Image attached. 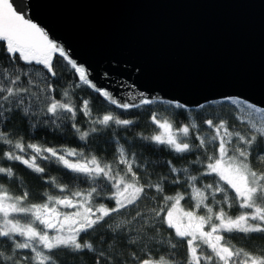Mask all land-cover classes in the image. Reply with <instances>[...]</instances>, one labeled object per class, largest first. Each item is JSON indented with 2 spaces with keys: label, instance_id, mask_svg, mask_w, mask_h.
<instances>
[{
  "label": "snow or ice",
  "instance_id": "snow-or-ice-1",
  "mask_svg": "<svg viewBox=\"0 0 264 264\" xmlns=\"http://www.w3.org/2000/svg\"><path fill=\"white\" fill-rule=\"evenodd\" d=\"M69 67L73 88L86 86L122 113L148 109L153 134L128 139L121 133L136 120L114 111L93 115L92 100L77 104L67 88L56 98L50 78ZM217 104L227 106L223 115L209 111ZM17 115L30 131L63 134L70 125L81 144L25 143L7 129ZM99 140L113 148L112 160L94 154ZM137 147L172 156L156 165L167 174L153 182V162L141 163ZM0 150V264H59L60 251L90 253L94 264H264V247L232 242L264 239V106L231 95L195 103L143 93L119 100L10 0H0ZM188 157L183 168L174 163ZM39 162L63 168L69 183L46 177L47 164ZM17 163L59 194L45 191L41 203H29L27 189L14 194ZM166 185L184 191L168 195ZM186 198L191 210L181 206Z\"/></svg>",
  "mask_w": 264,
  "mask_h": 264
},
{
  "label": "water",
  "instance_id": "water-1",
  "mask_svg": "<svg viewBox=\"0 0 264 264\" xmlns=\"http://www.w3.org/2000/svg\"><path fill=\"white\" fill-rule=\"evenodd\" d=\"M117 99L264 106V0H10Z\"/></svg>",
  "mask_w": 264,
  "mask_h": 264
},
{
  "label": "trees",
  "instance_id": "trees-1",
  "mask_svg": "<svg viewBox=\"0 0 264 264\" xmlns=\"http://www.w3.org/2000/svg\"><path fill=\"white\" fill-rule=\"evenodd\" d=\"M60 71V75L54 80L50 78V82L54 83L56 91L54 96L56 98H61L63 91L67 88L72 93L73 102L79 104V101L82 99L92 100L93 106V115L102 114L105 111H114L118 114H121L122 118L125 119H134L137 121L136 125L132 127L129 133H121L122 136H127L128 139H132L136 133H143L146 136L152 135L156 130L155 126L152 125L149 121V110L148 109H132L129 112L122 113L120 109H115L114 106L108 105L98 93L93 92L91 89H88L86 86L81 88H73L72 85L77 82L76 74L70 67L67 70ZM43 87V84L40 85ZM227 110V106L214 105L209 111L213 113H221V108ZM150 109L158 112L162 117H168L169 112L164 111L163 106L152 105ZM223 115V113H221ZM78 121H83L82 114H78ZM183 118H180L182 122ZM87 122H82V127H86ZM7 129L14 134H22L24 136L25 143H40L49 147H60L61 145H66L68 147H79L81 142L76 139L69 128L65 130V133H59L55 130H50L48 128H39L34 130H29L27 124L21 120L17 115L12 118V122L7 125ZM15 138V135L14 137ZM123 143V141H121ZM2 151V150H0ZM136 151L140 156V162L143 163L145 160H150L153 162L154 168L150 167L148 172L151 173V178L153 182L161 175L167 174L166 168H161L156 166L158 162L173 159L167 152H153L152 149H141L137 147ZM94 154L100 156L102 159L112 160L113 159V148L108 144L104 143L103 140L95 142ZM194 159V157H188L184 161L174 160V163L178 168H183L187 165L188 160ZM41 166H45L47 162H39ZM15 171L20 177V182L13 184L9 183V187L14 194H20L24 189H27L30 194L29 203H41L43 202L41 197L45 191H49L51 194H59L58 189H52L44 180L40 179L36 174L32 173L31 170L26 169L23 165L16 164ZM64 169L58 167L56 164H47L45 176L57 177L61 183H69V177L62 175ZM195 175L196 173L193 172ZM71 186V185H70ZM80 187H87V185L81 184ZM166 192L168 195H174L177 191H184V188H177L176 186L166 185ZM190 191V190H189ZM46 199V197H45ZM149 203V202H146ZM191 203L187 198L181 201V206L185 210H191ZM111 206V205H110ZM122 219L121 217L117 218V221ZM124 219V218H123ZM94 244L99 246L97 241H93ZM238 247L245 246L248 250L257 251L260 247H264V239L258 238L256 234L251 241L241 240L239 238L232 241ZM57 258L59 264H94L93 255L90 253H84L83 255H73L67 251H60L57 253Z\"/></svg>",
  "mask_w": 264,
  "mask_h": 264
},
{
  "label": "rangeland",
  "instance_id": "rangeland-1",
  "mask_svg": "<svg viewBox=\"0 0 264 264\" xmlns=\"http://www.w3.org/2000/svg\"><path fill=\"white\" fill-rule=\"evenodd\" d=\"M145 204H147V203L145 202ZM142 207H143V205H142ZM121 218L123 219L124 217H121ZM122 219H119V220H122ZM119 220H118V221H119ZM118 221H117V222H118Z\"/></svg>",
  "mask_w": 264,
  "mask_h": 264
}]
</instances>
